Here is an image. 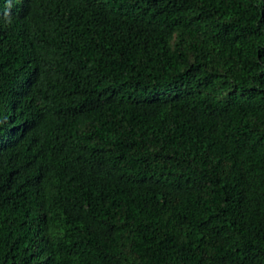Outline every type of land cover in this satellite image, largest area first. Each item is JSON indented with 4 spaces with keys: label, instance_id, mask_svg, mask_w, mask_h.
<instances>
[{
    "label": "trees",
    "instance_id": "16d2710c",
    "mask_svg": "<svg viewBox=\"0 0 264 264\" xmlns=\"http://www.w3.org/2000/svg\"><path fill=\"white\" fill-rule=\"evenodd\" d=\"M0 264H264V0H0Z\"/></svg>",
    "mask_w": 264,
    "mask_h": 264
}]
</instances>
